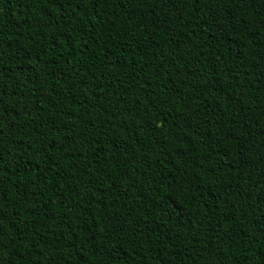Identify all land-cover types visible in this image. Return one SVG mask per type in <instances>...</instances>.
<instances>
[{"label":"trees","instance_id":"16d2710c","mask_svg":"<svg viewBox=\"0 0 264 264\" xmlns=\"http://www.w3.org/2000/svg\"><path fill=\"white\" fill-rule=\"evenodd\" d=\"M0 264H264V0H0Z\"/></svg>","mask_w":264,"mask_h":264}]
</instances>
